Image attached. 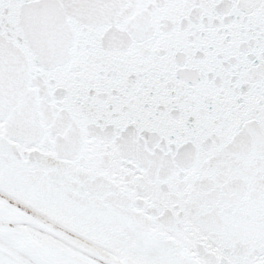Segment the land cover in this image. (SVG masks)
Returning <instances> with one entry per match:
<instances>
[{"label": "snow or ice", "instance_id": "1", "mask_svg": "<svg viewBox=\"0 0 264 264\" xmlns=\"http://www.w3.org/2000/svg\"><path fill=\"white\" fill-rule=\"evenodd\" d=\"M0 264H264V0H0Z\"/></svg>", "mask_w": 264, "mask_h": 264}]
</instances>
